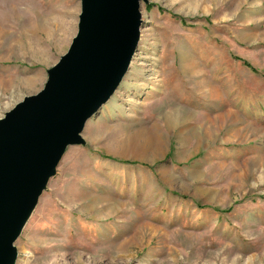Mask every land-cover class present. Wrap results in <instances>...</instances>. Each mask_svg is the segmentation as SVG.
<instances>
[{"label": "rangeland", "instance_id": "1", "mask_svg": "<svg viewBox=\"0 0 264 264\" xmlns=\"http://www.w3.org/2000/svg\"><path fill=\"white\" fill-rule=\"evenodd\" d=\"M81 10L0 0V118L44 88ZM141 18L127 72L63 150L15 264H264V0H143Z\"/></svg>", "mask_w": 264, "mask_h": 264}, {"label": "water", "instance_id": "2", "mask_svg": "<svg viewBox=\"0 0 264 264\" xmlns=\"http://www.w3.org/2000/svg\"><path fill=\"white\" fill-rule=\"evenodd\" d=\"M143 0H81L78 32L46 85L0 118V264L66 146L113 95L136 51Z\"/></svg>", "mask_w": 264, "mask_h": 264}, {"label": "bare ground", "instance_id": "3", "mask_svg": "<svg viewBox=\"0 0 264 264\" xmlns=\"http://www.w3.org/2000/svg\"><path fill=\"white\" fill-rule=\"evenodd\" d=\"M186 113H178V112H175V113H171V119L174 120V121H182L183 119L186 118ZM207 120V119H206ZM215 121V120H214ZM181 123V122H180ZM183 123V122H182ZM206 123V122H205ZM216 124V122H214ZM206 126V125H205ZM195 127H198V126H195ZM198 131V130H197ZM201 132V131H200ZM205 132H206V129H205ZM31 210L29 211V213L27 214V217L28 215L30 214Z\"/></svg>", "mask_w": 264, "mask_h": 264}]
</instances>
